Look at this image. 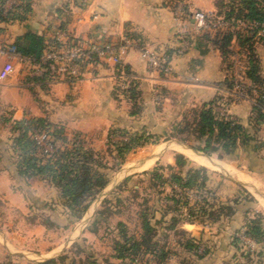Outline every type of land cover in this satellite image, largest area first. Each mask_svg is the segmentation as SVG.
Instances as JSON below:
<instances>
[{
  "label": "rangeland",
  "instance_id": "1",
  "mask_svg": "<svg viewBox=\"0 0 264 264\" xmlns=\"http://www.w3.org/2000/svg\"><path fill=\"white\" fill-rule=\"evenodd\" d=\"M221 1L228 4V0ZM0 45H7V43L0 41ZM3 59L0 56V64ZM232 62V82L239 83L243 81L240 74L242 69L239 54L235 53ZM30 73L31 68L28 64L22 61H14L12 75L18 83L31 84V81L27 80V77L31 76ZM62 80L67 81L68 78ZM57 82H61V79L49 82L48 90L52 91V86L56 85ZM38 85L40 87L39 83ZM28 86L30 96H36L38 94L36 87L34 85ZM153 87L151 86L150 91L153 101L157 102L158 98L156 99L154 96ZM8 95L7 97H9ZM222 98L224 99L219 100V103L222 104L219 107L224 108L226 112L229 104L226 100L228 96ZM151 108L155 111L158 109L156 105L151 106ZM8 113L9 111L6 110L2 117L7 118ZM145 114L148 116V111ZM179 115L170 117L167 112H164L161 114L163 118L159 120V123L158 121L154 123L153 119L150 118L152 128L142 125L146 131L152 134L150 138H145L146 143L121 154L117 153L114 147L107 146L104 138L92 136L83 138L88 145L93 144L91 146L93 150L99 156L102 155L103 162L107 163L108 168L101 170L107 175V183L94 196L82 216L77 220L72 218L62 205L56 189L44 181L38 179L20 181L17 188L23 192L24 196L22 197H6L0 194V264H28L26 260H37V256L43 251L54 245H61L66 239H70V236L77 240L74 243L68 242L62 247L66 258L61 263L58 261L59 264H91V262H95V264H130L128 259L118 260L115 258L112 247L115 240L123 242L122 236H125L128 240L127 243L131 244L132 240L139 241L142 234H145V238H149V242H152L151 233L153 232L151 230L144 232L142 229L143 220L148 223L151 229L156 230L154 238L157 240V244L165 245L171 250L172 254L168 264H197V255L206 256L209 247L207 248L205 243L200 242L199 253L193 254L192 251L184 252V249L178 246L176 240L182 236L179 226L183 208L181 203H178L179 207H177L170 200V189L163 182L164 179H161L170 172V169L166 167L168 164L173 166L174 171L177 170L173 164L176 154H180L184 158L183 166L180 169L181 175L187 168H204L203 175L205 174L207 178L206 185L215 196V201L214 199L210 200L212 204L223 203L234 206L232 201H236L235 211L238 210L244 215L241 224L235 228L232 227L222 237L225 241L224 245H229L231 251L221 255L223 259H216L217 262L214 264H264V237L252 244L237 240L235 242L233 238L248 218L257 220L264 232V207L262 206L264 180L258 178L264 169V144H262L264 141H260L259 134L254 135L255 132L253 134L248 132L253 139L246 144L247 150L244 151L237 147L227 153L228 150L225 151L222 147L217 146L215 152L205 154L191 148V146H201L203 139H195L188 131L182 134L176 132V123L180 119ZM191 120V117H188L187 121L191 122ZM0 124L3 128L5 127L4 129L1 128L3 133H0V148L6 150L12 136L9 132V121L3 122L1 120ZM251 128L254 130L253 127ZM127 130L131 129L128 128ZM118 138L116 136L113 140ZM178 138L186 140L182 142ZM170 142L189 147L196 153L214 161L217 166H203L195 163L191 160L192 158L189 159L183 153L171 149L172 145L166 148L165 146ZM154 154L156 156L152 158ZM193 156L202 163L195 155ZM10 157L14 159V155H10ZM145 159L149 161L144 165H139V162ZM147 164L149 165L146 168L137 170V168ZM144 170L145 172H142ZM236 174L248 177L254 184L240 182L236 179ZM8 182L11 184L9 180ZM194 194V191L184 192L178 198L191 201L197 198ZM214 209L213 212L216 213L218 209ZM204 217L207 219L206 216ZM222 218V221H218L221 226L226 221L224 217ZM172 223L176 227L175 231L166 230V227ZM184 228L194 236L199 231L198 227L185 225ZM91 229L94 233L89 232ZM80 230H82L81 234H79ZM120 233L122 234L121 237L119 236ZM122 249L120 248V252ZM124 252L126 251L124 250ZM209 264L211 263L209 262Z\"/></svg>",
  "mask_w": 264,
  "mask_h": 264
},
{
  "label": "trees",
  "instance_id": "2",
  "mask_svg": "<svg viewBox=\"0 0 264 264\" xmlns=\"http://www.w3.org/2000/svg\"><path fill=\"white\" fill-rule=\"evenodd\" d=\"M31 0H0V24H8L13 22H22L31 13ZM187 6V5H186ZM215 10L206 18L209 29L200 31L196 37H203L214 44L220 51L222 61L226 68H231L232 57L235 53L241 57V78L246 83L232 82V75L220 81L217 86L228 91L234 90L238 97H246L250 100V114L248 116V124L253 129H258L259 123L264 124V75L261 74V68L255 46L257 44L264 45V0H228V4L221 0H215ZM225 7V8H224ZM220 19L225 22V26L213 28L210 24ZM57 29L66 30L63 23H59ZM3 30L0 27V32ZM68 33V32H67ZM69 34V33H68ZM127 38L134 40L138 49L143 44L138 36L126 32ZM46 40L41 34H36L30 30L24 31L16 36L11 44L14 51L21 57L26 58L31 64H40V57L45 47ZM173 54L172 50H168V59ZM99 64H107L102 61L93 59L92 67ZM41 65V64H40ZM114 74V85L112 86V97L116 100L124 99L129 107L128 114L136 115L142 111L139 101L138 81L134 73L123 62L111 65ZM83 71V66H80ZM159 75H166L162 72ZM120 77L124 78L126 88L119 90L117 82ZM28 81L38 82L45 87L52 81V76L48 70H43L39 76L31 75L27 77ZM237 87V89H236ZM158 99L162 97V88H157ZM223 96L215 95L212 99L201 103L198 106L184 110L179 121L176 123V132L182 134L185 131L190 132L195 139H203V144L191 146L196 151L205 154L213 153L217 150V146L228 150L227 153L233 151L237 147H243L253 139L249 136L245 127L239 121L227 114L225 116L216 113L212 105L219 101ZM229 102V99L226 98ZM191 117V122L187 121ZM3 122L9 121L10 149L14 155V166L17 176L28 181L38 179L44 181L54 187L58 193L62 205L74 219H79L88 207L94 196L106 185L107 175L101 170L107 169V163L103 162L102 155L89 146L79 132H74L70 137L64 134L62 125L50 122L45 116H29L24 115L19 119H11L10 117H1ZM175 124V125H176ZM42 134L44 140L50 145L51 151L44 152L32 138V131ZM152 134L140 127L134 130H127L123 127H110L106 132L105 144L115 148L117 153L134 149L136 146H142L146 143L145 138H150ZM119 138L113 140L114 137ZM212 139V142H211ZM184 142L186 139L178 138ZM262 143V142H261ZM264 144V143H262ZM95 151V152H94ZM184 158L180 154L174 156V171L171 164L166 167L170 169L169 174L163 182L170 189V200L176 204L181 203L183 212L180 214L181 224L180 232L182 236L178 237L176 243L185 251L193 254L199 253L201 243L194 239L190 234L181 228L182 224H197L200 226H209L215 222L229 219L235 213L234 206L220 203L212 204L210 200L215 201L214 193L206 185V176L203 175L204 168L195 169L187 168L181 175V167ZM142 172H145L142 171ZM161 177V176H160ZM127 178V177H126ZM125 178V179H126ZM194 191L197 198L193 200H180L181 193ZM179 197V198H178ZM179 199V200H178ZM182 199V198H181ZM224 205V206H223ZM214 208L218 209L216 213ZM207 219H205V217ZM142 229L144 232L151 230L152 242L149 238H145L142 234L139 241H131L127 243L125 236L120 233L119 236L123 242L114 241L112 247L115 252L114 257L118 260L128 259L130 264L142 262L144 264H168L171 257V250L165 245L157 244L154 235L156 230L150 228L148 223L143 220ZM176 227L172 223L166 230H174ZM89 230V229H88ZM89 232L94 233L93 229ZM249 237L253 242L264 237L263 229L254 218H248L244 222V226L240 231ZM233 238L238 241L235 235ZM74 243V242H73ZM121 243V244H120ZM125 247V248H124ZM120 248L122 251L120 252ZM124 250L126 252H124ZM133 251V252H130ZM205 251V249H204ZM202 254H198V258ZM66 256L63 254L55 259H48L37 264H54L56 261L62 262ZM95 264V262H91Z\"/></svg>",
  "mask_w": 264,
  "mask_h": 264
},
{
  "label": "crops",
  "instance_id": "3",
  "mask_svg": "<svg viewBox=\"0 0 264 264\" xmlns=\"http://www.w3.org/2000/svg\"><path fill=\"white\" fill-rule=\"evenodd\" d=\"M31 1V13L24 21L0 24V27L3 28L0 32L1 42L9 44L26 30L49 38L59 23H63L70 36L79 40L114 41L119 40L122 35L128 32L138 36L140 39L137 40H140L143 46L172 40L173 35L178 32L193 30L192 23L187 18L174 20L166 6V0ZM214 2L215 0H186V5L189 9L212 13L215 10ZM177 45V42H170L172 48ZM255 52L259 60L261 74L264 75V45L257 44ZM121 62L129 67L138 81L142 111L136 115L128 114L129 105L124 99L116 100L112 97L111 92L115 79L110 64H99L87 69L72 82L64 80L57 82L52 86V91L48 90V85L46 88L41 85L39 87L38 82L20 84L21 82L18 83L14 75L0 81V121L6 110L9 111L7 117L11 119H19L24 115L45 116L50 122L62 125L64 134L68 137L74 132H79L86 137L105 139L106 132L110 127L134 130L144 124L150 128L152 126L150 118L154 123L157 121L159 123V120L163 118L161 114L164 112H167L170 117H177L184 110L198 106L215 95H221L228 96L229 99L227 114L236 118L247 132L251 134L255 132L254 135L259 134L260 141H264V124L259 123L258 129L254 130L248 124L250 100L246 97H238L234 90L228 91L217 86L220 81L233 74V64L230 69L226 68L220 51L211 41L203 37H196L185 52L173 53L169 59L170 71L166 75L150 72L140 58L136 45L131 46L122 55ZM243 82L246 83V80ZM28 85L36 87L38 92L36 96H30ZM151 86L162 88V97L156 100L157 102L153 101ZM31 90L33 91L32 88ZM153 105L158 107L156 111L151 108ZM146 111L149 113L148 116L145 114ZM1 128H3L2 124H0V133H3ZM92 145V143L89 144V146ZM170 148L184 155L192 153L202 163L188 158L199 165L217 166L214 161L178 145H172ZM238 148L245 151L248 147L246 145ZM10 155H13V152L9 142L6 150L0 148V194L6 197H22L24 196L23 192L17 188V185L20 181H25L17 176L14 159ZM148 165L139 167L137 170L144 169ZM235 177L245 184H254L244 175L236 174ZM258 178L264 180V169ZM262 206L264 207V201H262ZM243 219L244 215L236 210L222 226L219 222L209 226L182 224L181 228L183 229H185V225L198 227L199 231L196 236L191 232L188 233L199 242L205 243L207 248L209 247L208 254L198 258L197 264H209V262L214 264L217 262L216 259H223L221 255H225L227 251L231 250L229 245H224L225 241L222 237L232 227L240 225ZM81 233L82 230L79 231V234ZM75 240L77 239L70 236V239H66L61 245H54L43 251L42 254L36 255L37 260H26V262L37 264L48 259L56 260L58 256L64 254L62 247ZM186 253L188 252L186 251ZM55 263L59 264L57 261Z\"/></svg>",
  "mask_w": 264,
  "mask_h": 264
},
{
  "label": "built area",
  "instance_id": "4",
  "mask_svg": "<svg viewBox=\"0 0 264 264\" xmlns=\"http://www.w3.org/2000/svg\"><path fill=\"white\" fill-rule=\"evenodd\" d=\"M166 6L172 13L174 20L187 18L191 21L193 30L191 32H178L173 35L172 40L158 42L150 46H143L138 49L140 58L145 62L146 67L150 72L164 74L169 73L168 50H172L175 54L185 52L194 36L200 31L210 28L207 26L206 18L211 13L199 9H189L186 6V0H166ZM210 26L215 30L225 26V22L220 19L214 20ZM177 42V46L172 48L170 42ZM135 45V41L122 35L119 40L94 42L90 40H79L70 36L66 30L55 28L48 40L40 57V64H31L29 61L21 57L14 51L11 44L0 45V56L4 59L0 64V81L10 77L14 71V61H22L31 68V75L39 76L43 70H48L52 76V81L57 79H66L72 82L76 80L84 71L92 67L93 59L105 62L110 65L117 64L121 61L122 55L131 46ZM83 66V71L80 66ZM118 89L124 90L126 83L123 77L117 82ZM153 93L155 98H158V90L154 86ZM222 104L216 101L212 108L219 115H227L224 108H220ZM221 109V110H220ZM223 109V111H222ZM32 138L42 147L44 152H50V145L44 140V136L35 130L32 131ZM235 237L238 241L252 244L253 241L245 236L242 232H236ZM138 264H142L138 262Z\"/></svg>",
  "mask_w": 264,
  "mask_h": 264
},
{
  "label": "bare ground",
  "instance_id": "5",
  "mask_svg": "<svg viewBox=\"0 0 264 264\" xmlns=\"http://www.w3.org/2000/svg\"><path fill=\"white\" fill-rule=\"evenodd\" d=\"M173 144H174V145H178V146H180V147L183 148V149H186V150L192 151V150L189 149V148H184V147H182L181 145H179V144H177V143H172V142H170V143H169L167 146H165V147L167 148V147H169L170 145H173ZM192 152H194V151H192ZM194 153H195V152H194ZM157 154H158V153H157ZM196 154H198V153H196ZM185 155H186L187 157L192 158L193 160L199 162L197 159L194 158V156H193L192 154H190V153H185ZM198 155H201V154H198ZM155 156H156V154H154L152 158H154ZM201 156H203V155H201ZM203 157L207 158L206 156H203ZM207 159H209V158H207ZM148 161H149V160H148ZM148 161H143V162L139 163V165H144V164H146ZM199 163H200V162H199Z\"/></svg>",
  "mask_w": 264,
  "mask_h": 264
},
{
  "label": "water",
  "instance_id": "6",
  "mask_svg": "<svg viewBox=\"0 0 264 264\" xmlns=\"http://www.w3.org/2000/svg\"><path fill=\"white\" fill-rule=\"evenodd\" d=\"M177 144H179V145H181L182 147H184V148H189V147H185L184 145H182V144H180V143H177ZM190 149V148H189ZM192 150V149H191ZM192 151H194V150H192ZM195 152V151H194ZM196 153V152H195ZM208 158V157H207Z\"/></svg>",
  "mask_w": 264,
  "mask_h": 264
}]
</instances>
